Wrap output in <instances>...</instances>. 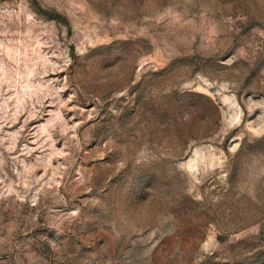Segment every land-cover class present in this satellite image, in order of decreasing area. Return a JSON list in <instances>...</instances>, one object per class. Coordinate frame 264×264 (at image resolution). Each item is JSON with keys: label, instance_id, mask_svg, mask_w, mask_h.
<instances>
[{"label": "rangeland", "instance_id": "rangeland-1", "mask_svg": "<svg viewBox=\"0 0 264 264\" xmlns=\"http://www.w3.org/2000/svg\"><path fill=\"white\" fill-rule=\"evenodd\" d=\"M0 264H264V0H0Z\"/></svg>", "mask_w": 264, "mask_h": 264}]
</instances>
